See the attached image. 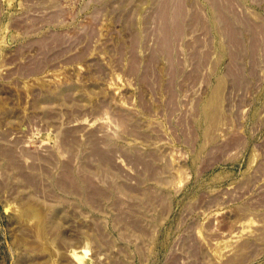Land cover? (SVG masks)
Instances as JSON below:
<instances>
[{"label": "rangeland", "instance_id": "1", "mask_svg": "<svg viewBox=\"0 0 264 264\" xmlns=\"http://www.w3.org/2000/svg\"><path fill=\"white\" fill-rule=\"evenodd\" d=\"M82 249L264 264V0H0V264Z\"/></svg>", "mask_w": 264, "mask_h": 264}, {"label": "bare ground", "instance_id": "2", "mask_svg": "<svg viewBox=\"0 0 264 264\" xmlns=\"http://www.w3.org/2000/svg\"><path fill=\"white\" fill-rule=\"evenodd\" d=\"M179 13H180V8L177 7L175 14H179ZM158 17L161 20V24H160L161 27L160 28H161V30L163 32V35H164L163 40L167 41L168 34H169V29H170V27L168 26L169 25L168 21L171 22V20L168 19L167 9H166L165 6L159 10ZM174 29H175L176 33L180 32V28H179L177 23H175V28ZM227 29H228L229 34L231 35V38L233 40H236L235 31L232 30L231 28H229L228 26H227ZM134 64H136V62ZM231 70L234 71L233 68ZM97 152L103 159L108 160V156L106 154H104L103 152H100V150L97 151ZM69 253H70L69 255H70L71 259L76 264H84V259H85L86 255H87V251L86 250L82 249V250H79V252L71 250V251H69Z\"/></svg>", "mask_w": 264, "mask_h": 264}]
</instances>
